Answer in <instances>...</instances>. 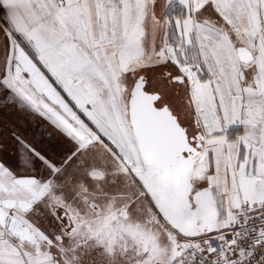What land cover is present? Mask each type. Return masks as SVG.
I'll list each match as a JSON object with an SVG mask.
<instances>
[{"label":"snow or ice","instance_id":"obj_1","mask_svg":"<svg viewBox=\"0 0 264 264\" xmlns=\"http://www.w3.org/2000/svg\"><path fill=\"white\" fill-rule=\"evenodd\" d=\"M0 264H264V0H0Z\"/></svg>","mask_w":264,"mask_h":264}]
</instances>
